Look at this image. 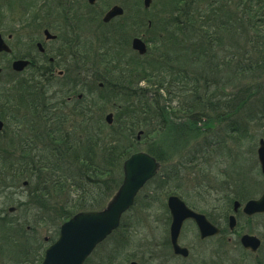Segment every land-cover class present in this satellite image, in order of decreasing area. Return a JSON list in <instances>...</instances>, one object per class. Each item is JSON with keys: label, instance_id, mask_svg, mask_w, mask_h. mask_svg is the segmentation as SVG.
<instances>
[{"label": "trees", "instance_id": "trees-1", "mask_svg": "<svg viewBox=\"0 0 264 264\" xmlns=\"http://www.w3.org/2000/svg\"><path fill=\"white\" fill-rule=\"evenodd\" d=\"M164 4L168 11L142 26L147 35L132 37L146 44L142 58L131 50L127 40L123 46L115 45V49L120 48L117 56L111 57L101 49L97 54L85 50L65 65L59 61L64 53L55 56L53 64L47 58L38 66L30 60L25 71L29 72L27 81L19 79L13 86L3 85L8 89L5 105L17 108L8 103L15 101L18 106L31 107V98L43 100L39 106L44 121L39 129L43 132L34 140L37 144L29 146L16 135L15 128L8 126L10 116L1 118L5 128L0 135L6 143L0 151H7L13 159L3 166L5 185L0 189H23L21 196L27 203L19 204L21 215L17 218H0V264H40L43 260L49 245L36 234L38 217H29L27 207L35 215L42 214L38 222L50 230L52 244L59 227L71 217L103 209L120 186L123 162L132 154L147 153L161 169L174 155L196 149V142L207 137L206 131L214 124H233L241 117L243 123L236 131L247 133L249 123L258 124L256 118L264 121V0H169ZM101 23V28L110 24ZM119 30L122 28L117 27L115 33ZM88 55H96L95 64L86 65ZM151 55L148 66L140 65ZM28 58L20 54L13 60ZM49 67L63 68L62 77L54 76L67 84L71 76L74 78L72 86L57 100L46 96L43 85L53 76L46 71ZM90 74V85L99 94L98 103L91 105L83 96L76 98L81 94V75ZM68 98L74 101L67 103ZM110 111L112 123L107 125L105 114ZM9 134L11 139L7 140ZM24 182L25 186L20 185ZM154 183L165 198L177 194L175 189L159 186L167 183L160 171L149 182ZM241 185L245 186L234 185L230 205L257 196L245 191L241 195ZM226 215L220 221L207 217L225 229ZM223 234L221 230L220 239ZM122 239L115 243L126 252L134 240L131 236ZM163 246L169 251L167 236ZM131 252L125 263L135 259L134 249ZM253 264H264V256Z\"/></svg>", "mask_w": 264, "mask_h": 264}, {"label": "rangeland", "instance_id": "rangeland-1", "mask_svg": "<svg viewBox=\"0 0 264 264\" xmlns=\"http://www.w3.org/2000/svg\"><path fill=\"white\" fill-rule=\"evenodd\" d=\"M168 1L152 0L150 9L144 11L142 6L139 5L142 0H98L97 8H86L85 12H82L83 15L74 20V25L69 22L67 25L55 27L48 23L46 26L51 29V35L57 37L54 42L47 43L48 49L52 50L50 56L54 58L64 53L62 59H59V61L62 60L61 65H65L66 62L71 60L74 62L78 59L76 54L79 56L85 50L97 54L103 49L105 53L108 52L109 56H117L120 53V48L115 49V45L116 47L118 45L123 46L127 40L131 43L130 40L135 35L142 38L146 36L148 32L142 26L145 22L156 17L159 18L164 12L168 11V7L164 4ZM29 3L31 5V0H16V2L5 0L0 3V33L5 30L3 34L6 39L8 33L15 34L12 40H6L12 49V57L0 55V71H2L0 72V121L2 122L1 118L9 115L11 122L8 126L15 128L16 135L21 137L23 141L26 140V144L30 146L36 143L34 141L36 135L43 132L39 130L44 121L39 106L43 103V100L31 98V107L28 105L26 107L18 106L15 101L8 103L14 104L17 108L9 104L5 105L8 89H4L5 86L2 85V83H8L13 86L14 82L19 79L27 81L29 72L16 76L7 71V65L17 55L27 54V56L34 57L31 61L42 62V57L33 48L35 47V40H37L34 38L38 35H35V30L29 26L30 20L34 17L32 12L28 11ZM114 5L122 7V16L101 28V18ZM77 12V9H73L66 16L68 17ZM92 18L94 19L92 20ZM131 25H133V28ZM117 27L122 28V31L119 30V34L115 33ZM120 35H122V38H120ZM124 52L121 53L124 54ZM90 56L88 55L86 61L87 66H91L92 63L95 64L93 59L96 55ZM151 61L152 55L140 61V65L148 66ZM60 69L63 70V68ZM92 78L91 74L86 77L81 75V79H83L79 87L81 94L76 97L77 99H81L82 96L85 97L89 105L98 103L97 96L99 97V94L93 91L94 86L90 85ZM69 80L70 82L67 84L66 80L57 79L54 75L49 77L48 82L43 84L46 89V96L55 99L64 96L65 92L72 86L73 76ZM140 87L143 88L142 85ZM30 95L32 96L34 93L31 92ZM68 99L67 103L71 104V101H74V98ZM15 109H17L16 112ZM109 114L113 117L111 111L107 112L105 117ZM240 118L233 121V124H214L206 131L207 137H202L196 142L198 143L196 149L182 151L180 154L174 155L171 162L164 163L163 168H159L161 175L167 179V183H159V186L163 189L172 188L177 190V195L189 208L205 216L210 215L216 221H220L228 211L226 216L230 214L235 216L238 230L235 231L234 228L233 231H230L227 227L224 229L218 225L224 231L223 238L220 239L217 236L202 242L198 238L195 225L192 222H186L181 230L179 243L182 247L189 249V257L185 260L172 258L171 252L163 246L165 237H168L170 224L166 214L168 212L166 207L168 196L165 198L162 195L158 184L150 185L148 182L138 194L132 209L123 217L122 226L114 235L115 237L110 239L103 247H99L91 255L89 258L91 260L87 264H128L129 261L125 263V259L132 254V249L135 252V261L139 264H162L158 261L162 252L165 253L164 264H253L255 260L260 261V258L264 256V215L260 217L256 215L251 219H246L242 214L233 212L232 206L236 201H233L230 205V200L235 195L233 188L236 183L245 185L240 187L241 192L239 193L241 195L243 191H245V194L257 193V196L251 199H257L264 191V176L260 173L256 158L258 141L260 139L264 140V121L262 122L261 119L256 118L258 124L249 123L247 133H245V130L243 133L239 130L236 131L237 126L243 123ZM229 125L232 126V129ZM2 128H5L3 122L0 132ZM10 135H6L8 136L7 140L11 139ZM4 140L0 135V147L6 143ZM7 157V151H0V188L5 185L6 176L3 166L5 162L9 164V160L13 159ZM20 185L25 186L26 183ZM5 191V189H0V218L2 219L6 215L17 218L21 215L18 208L19 204L27 203L25 197L21 196L23 189L15 190L11 188ZM111 199L108 200L106 205ZM245 202L241 205H244ZM25 211L29 217L42 219V214L35 215L33 209L29 210L27 207ZM38 218L36 234L48 246L51 242L49 238L50 230L43 227L38 222ZM27 220L29 222L31 218H27ZM244 234L255 236L261 241V246L255 254L244 250L240 246L239 239ZM128 236L133 237L134 244L124 252L120 246L121 244L115 242ZM140 253L141 255H139ZM136 257L141 259H136Z\"/></svg>", "mask_w": 264, "mask_h": 264}, {"label": "water", "instance_id": "water-1", "mask_svg": "<svg viewBox=\"0 0 264 264\" xmlns=\"http://www.w3.org/2000/svg\"><path fill=\"white\" fill-rule=\"evenodd\" d=\"M94 4L95 0H87ZM151 0H143V5L148 8ZM123 14L120 7H112L103 17L107 23L115 17ZM48 36V33L46 32ZM52 38V37H50ZM40 46V45H39ZM131 48L140 56L146 53L145 43L138 38L131 42ZM10 53L0 36V53ZM30 61L17 60L12 64L15 72H22ZM62 76V73H59ZM112 116L107 115L105 121L111 124ZM2 124L0 123V129ZM256 157L261 175L264 176V140L258 141ZM159 170L157 161L145 152L132 154L122 165V182L110 202L99 211L80 212L63 223L59 228L56 241L44 252L40 264H84L95 248L108 238L120 225L122 216L133 206L138 192L156 176ZM166 207L170 215L169 240L175 255L186 258L189 251L179 245V236L185 221H192L196 225L200 240L215 237L220 233L217 226L213 225L203 214L189 209L186 204L175 196L166 199ZM239 202L233 203V212L240 208ZM242 214L252 217L264 214V191L257 199H251L244 203L241 208ZM236 227V219L232 214L228 219V229L233 231ZM240 245L243 249L256 253L261 241L251 235L244 234L240 237ZM136 264V263H132Z\"/></svg>", "mask_w": 264, "mask_h": 264}, {"label": "flooded vegetation", "instance_id": "flooded-vegetation-1", "mask_svg": "<svg viewBox=\"0 0 264 264\" xmlns=\"http://www.w3.org/2000/svg\"><path fill=\"white\" fill-rule=\"evenodd\" d=\"M2 1H5V0H0V3H2ZM14 1L16 2V0H14ZM31 2H32L31 5L29 3L30 6L28 8L29 9L28 11H30V13L32 12L34 17L32 18V20H30L31 22L29 23V26L31 29L35 30L34 34L38 35V37L34 38L37 40H35V43H34L35 47H33V48L36 50L38 55L40 57H42V61H44L45 58H47V61L51 64L54 63V59L52 56H50V55H52V53H50L52 50L48 49L47 43L54 42L57 39V37L55 35L54 36L51 35V32H50L51 29H49L48 28L49 26H46V25L48 23H50L51 25H54L55 27H59V26L65 25V24L67 25V23H69V22H71V24L74 25V23H75L74 20L76 18H78V16L83 15L82 12H85L86 8L96 9L98 6V0H95L94 4L88 3L87 0H31ZM120 8L122 9V7H120ZM73 9H77L78 12L76 14H73V15H70L67 17L66 15L69 14V12L72 11ZM110 9H111V7L108 10H110ZM122 11H123V9H122ZM94 18H92V20ZM102 18H101V20H102ZM148 26H149V24H148ZM41 27L43 28L42 30L40 29ZM46 32L48 33V36L46 35ZM3 33H5V30L3 31ZM3 33H0V36L3 39L4 43L9 47L11 52L9 54L2 52V53H0V55L2 54V55H5V56L10 58V57H12V49L10 48V46L7 43L8 41L6 42V40L7 39L12 40L14 38L15 34L13 35L11 33L10 34L8 33L7 39H6V37H4L5 35ZM50 37H52V38H50ZM41 39H43V40H41ZM76 56H77V58L80 57V55L79 56L76 55ZM28 57H29L28 60H31L32 58H34V57H30V56H28ZM14 61H17V60L12 59L11 63L9 65H7L9 67V69L7 68V71L11 70L13 73L19 74V73L14 72V70L12 69V64ZM41 63L42 62L38 61L37 66L40 65ZM3 71H5V70L3 69ZM46 71L48 73L51 72L50 73L51 75L56 74V76H59L60 72L62 73V75L64 74L63 71L55 70L52 67L47 68ZM0 72H2V71H0ZM59 77H61V76H59ZM0 78H1V75H0ZM3 82H5V81L3 80ZM2 85H4V84L2 83ZM68 101H69V99H68ZM205 217L208 219L207 216H205ZM220 233H221V230H220ZM217 236H220V234ZM217 236H215V237H217ZM215 237L207 238L205 240L213 239ZM168 241H169V251L171 252L170 254H171L172 258L177 259V260H185L189 257V255H188V257L183 258V257L177 256L173 253L171 245H170V240H169V228H168ZM201 241L203 242L204 240H201ZM184 248H186V247H184ZM186 249L189 251L188 248H186ZM139 255H141V253ZM140 257L142 258V256H140ZM140 257H136V259L140 260L141 259ZM158 261H160L162 264H164V262H165V253L164 252H162L161 257H159ZM132 263L139 264V262H136L135 259L131 260L128 264H132Z\"/></svg>", "mask_w": 264, "mask_h": 264}, {"label": "bare ground", "instance_id": "bare-ground-1", "mask_svg": "<svg viewBox=\"0 0 264 264\" xmlns=\"http://www.w3.org/2000/svg\"><path fill=\"white\" fill-rule=\"evenodd\" d=\"M142 6H143V8H144L146 11H148V10L150 9V7H151V5H150L148 8H145L143 4H142ZM99 86L101 87L102 85L99 84ZM158 173H159V170L157 171L156 175H157ZM120 185H121V184H120ZM146 185H147V184H146ZM146 185H145V186H146ZM145 186H144V187H145ZM119 187H120V186H119ZM119 187H118V188H119ZM144 187H143V188H144ZM143 188H142V189H143ZM142 189H141V190H142ZM117 190H118V189H117ZM141 190L138 192V194L141 192ZM116 192H117V191H116ZM116 192H115V193H116ZM170 196H175V197H177V198L180 199V197H179L177 194H172V195H170ZM168 197H169V196H168ZM133 206H134V205H133ZM133 206H132V207H133ZM132 207H131L126 213H128V212L132 209ZM187 207H188V206H187ZM232 207H233V206H232ZM188 208H189V207H188ZM189 209H191V208H189ZM191 210L194 211L193 209H191ZM91 212H92V211H91ZM194 212H195V211H194ZM231 215H232V214H230V215L227 216V220H226V221H227V222H226V227H227V228H228V219H229V217H230ZM246 218H249V217H246ZM208 220H209V219H208ZM209 221H210V220H209ZM186 222H188V221H185L184 224H185ZM189 222H192V221H189ZM210 222H211V221H210ZM192 223L194 224V222H192ZM211 223H212V222H211ZM184 224H183V226H184ZM212 224H213V223H212ZM194 225H195V224H194ZM213 225H215V224H213ZM183 226H182V228H183ZM215 226H216V225H215ZM195 227H196V225H195ZM217 227H218V226H217ZM218 228H219V227H218ZM196 230H197V228H196ZM219 230H221V229L219 228ZM197 233H198V231H197ZM219 234H220V233H219ZM198 237H199V235H198ZM209 240H210V239H209ZM204 241H206V240H204Z\"/></svg>", "mask_w": 264, "mask_h": 264}]
</instances>
